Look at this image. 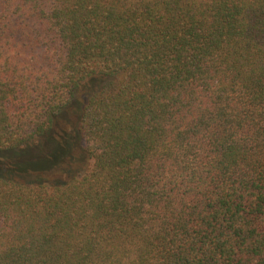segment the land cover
I'll list each match as a JSON object with an SVG mask.
<instances>
[{"label": "trees", "instance_id": "obj_1", "mask_svg": "<svg viewBox=\"0 0 264 264\" xmlns=\"http://www.w3.org/2000/svg\"><path fill=\"white\" fill-rule=\"evenodd\" d=\"M0 264H264V0H0Z\"/></svg>", "mask_w": 264, "mask_h": 264}, {"label": "rangeland", "instance_id": "obj_2", "mask_svg": "<svg viewBox=\"0 0 264 264\" xmlns=\"http://www.w3.org/2000/svg\"><path fill=\"white\" fill-rule=\"evenodd\" d=\"M74 118L72 119V121ZM65 128H69L64 126ZM76 159L72 161V163L67 167L66 166V171L64 172H59L56 175H53L51 177L52 182H61L64 180L69 179L70 177H76L83 175L86 173L92 166V162L87 160L86 158L82 157V153L80 150H77L75 153Z\"/></svg>", "mask_w": 264, "mask_h": 264}]
</instances>
